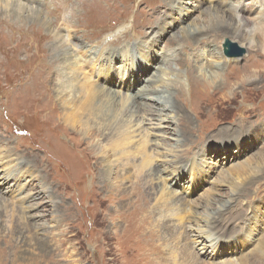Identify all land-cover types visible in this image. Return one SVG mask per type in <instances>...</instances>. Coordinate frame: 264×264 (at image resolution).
<instances>
[{"label": "rangeland", "instance_id": "374dc122", "mask_svg": "<svg viewBox=\"0 0 264 264\" xmlns=\"http://www.w3.org/2000/svg\"><path fill=\"white\" fill-rule=\"evenodd\" d=\"M61 1L45 0L47 5L43 9L32 7L44 11L41 13L48 18L50 27L56 33H62L63 26H70L72 30L77 27L76 31L79 29L85 35L83 42H99L100 46L110 45L105 43L113 39L128 40L120 49L131 50L133 59L129 61L128 58L127 66L118 70L119 78L113 77L109 83L105 82V76L95 80L112 92L117 91L119 80L123 78L128 85L123 94L132 97L145 85L142 79L158 75V64L145 65L141 55L176 50L181 42L173 37L179 34V28L202 23L203 11L213 6L216 0H179L177 5L175 0H169L176 5L172 9L163 6L165 0H107L105 3L90 0V5L83 2V7H78V13L76 9L61 11L57 8ZM260 1L243 5L245 9L252 6L258 8ZM109 5L113 6L112 12L119 16L121 10L130 12L127 20L124 23L118 21L117 14L113 16L108 10ZM256 8L254 12L261 10ZM110 17L114 21L113 27L110 26L112 29L102 36L98 35L100 23ZM20 21L23 20L16 21L14 17L0 15V153L8 152V159L12 160L11 171L21 168V180L31 179L32 182L29 186L23 181L16 184L10 182L9 190V185L1 186L0 183V264H193L191 259L194 256L199 263L205 264H240L241 259V264L264 262V256L255 252L257 244L264 242L258 237L264 236L263 227L256 225L258 231H254L255 224L252 222L241 224L235 221L230 227L236 233L230 232L227 236L221 234L224 227L218 226L216 231L211 232L214 235L212 243L211 239H206L207 236L196 243L188 230V227L204 229L203 220L210 222L218 207L232 202L235 189L219 182L225 171L245 163H255V166L259 163L264 169V52L254 49L247 53L236 42L224 39L221 43V39H212L210 31H207L210 35L207 50L216 51L221 43L223 53L221 60L215 57L207 61L217 65L225 57L236 59L233 67L225 66L219 71L213 69L225 77V85L222 89L208 88L203 92L206 87L202 84L198 86L203 83L204 77H201L197 79L194 90L186 91V100L181 98L176 101L184 108L182 114L169 116H175L173 128L182 134L181 141L177 143L166 134V139L162 141L158 135L162 136L165 129H152L151 122L146 117L142 118L147 147L153 148L158 142L163 144L159 154L152 155L150 167L143 170L146 173L149 169H158L154 177L158 178L150 182L152 187L155 184L156 189L148 190L144 184L141 187L134 185L132 173L137 169L131 168L127 169L129 174L117 190L109 183L106 186L100 177H95L97 168L94 171L88 145L94 146L98 139L87 144L77 129L72 130L64 123L61 113H57L56 94L52 92L50 83L52 76L57 74L54 67L60 60L56 55V39L43 29L40 33L36 32L37 29L32 31L30 25L35 24H29L28 20ZM58 22L60 25H57ZM89 28L90 33H85V29ZM24 29L26 34L22 35ZM122 35L126 36L122 39ZM86 38L90 39L86 41ZM226 42L231 45V55L223 52ZM188 44L185 46L194 47V44ZM201 50L199 48L194 53L200 55ZM188 55L191 57L192 53ZM245 56L247 60H244ZM206 65H203L204 71H210ZM115 66L117 61L111 65L112 68ZM189 68L190 65H184L178 72L182 78H175V87L182 83L184 88H190L198 75H191L187 82L186 77L191 74ZM247 73L248 83H243L242 77ZM172 74H165L162 78L165 82L170 81ZM147 85L151 84L148 82ZM221 129H225V134L231 130L243 132L232 140L227 139L229 141L223 147L217 139V131ZM191 164L196 169L194 173L189 171ZM163 169L166 170L160 173ZM8 171V168L3 169L5 174ZM21 185L25 189L22 190ZM162 186L167 192L162 198H169L167 203L171 201L175 204L168 209L159 197ZM135 188L142 189L139 190L141 195L147 191V200L143 205ZM41 190H45L39 201L44 203L42 207L28 209L34 203L30 197ZM247 190L244 199L236 202V206L241 203V208L248 213L256 207L260 213L264 212V178ZM27 193L31 196L20 201ZM168 193L170 195L166 196ZM206 196L213 200V206L207 207L204 213L202 202ZM178 206L184 208L182 211H190L179 213L176 217ZM4 209L8 211L2 215ZM35 214L39 216L34 218ZM142 215L148 216L147 219H141ZM140 219L145 224H141ZM245 237L251 240L247 241V248L239 244ZM251 256L256 258L250 262L246 260Z\"/></svg>", "mask_w": 264, "mask_h": 264}, {"label": "bare ground", "instance_id": "6f19581e", "mask_svg": "<svg viewBox=\"0 0 264 264\" xmlns=\"http://www.w3.org/2000/svg\"><path fill=\"white\" fill-rule=\"evenodd\" d=\"M89 1L90 0H62L57 5V8H59L61 11L76 9V13H78L80 11L78 7H83V2L87 3V5H90L92 2ZM95 1L99 3L107 2V0ZM178 2L179 0H177V3L175 0L174 4L177 5ZM249 2H251V4L249 5H252L256 2V0H216L213 6L209 7L206 11H203L204 17L203 19H201L202 23L184 27L181 26L182 28H179L181 30L179 34L174 37L172 36L178 41V43L179 41L181 42V45H178V48L176 50L172 52H170V49L169 51L164 50L161 54L156 53V55L142 54L141 60L145 65H153L155 62L158 64V66L156 67L158 75L154 74L149 78L147 77L148 79H142V81L144 80L143 82H145V85L142 86L137 91L136 95L132 97L123 94V90H125L128 86L125 85L123 78L119 80L117 91L112 92H108L104 87L101 86V84L99 85L97 82L102 76H105V82L107 83L112 81L113 77L119 78L120 71L118 70H122L125 65L128 64V58L129 61H132L133 55L131 53V50L128 51V49H120V46L124 42L128 41L127 39H123L126 35H122L121 38L123 40L121 41H119L118 39H113L108 43H105L110 45L100 46L99 42L98 44L89 42L90 38H86V41L89 40L88 42H83L85 35L81 34L79 32V29L76 31L77 27L75 28V30H72L70 26H63L60 31L62 33H56L55 30L50 27L51 22L48 21V18L44 14H42L44 13V11L37 10L38 8L43 9L47 5L45 4V0H0V15L4 14L5 17H14L16 21L23 20L22 22H26V20H28L29 24L39 25L38 27L35 25H30L32 31H35L37 29L36 32L40 33L43 32L41 31L43 29L49 34L52 33L54 38L56 39V55L60 58V60L58 59L59 63L54 67L57 74L55 75V77L52 76V78L50 79V83L52 86V92L56 94L54 98L55 100L57 99V113H61V116L64 119V123L69 127H72V130L74 129L76 131L77 129L79 135H81L85 139L84 141H86L87 144L90 140L98 139L94 146L91 147L90 145H88L89 154L91 155L92 159L91 163L94 165L93 167H95L94 171L97 168L95 177H100V179L105 182L106 186L109 183L113 188H116L118 190L121 186L123 178L126 179L129 174L127 173V169L130 170L131 168H136L137 170H134V173H132V176L135 177V181L133 182V184L137 185L138 187H141V185L144 184V186L147 185L148 190H152L156 189V186L153 183L154 187H152V184H150V182H154L158 178H154L157 174L156 172L158 171V169L152 168L149 169L146 173H144L143 170L145 171L150 167V165L152 164L153 156H157L159 154L158 150H162L161 147H163V144L161 142H155L156 144L153 148L147 147L148 140L145 136V133L143 134L142 132V118L144 120V118L146 117L147 121L151 122L152 129H165V132L162 133V136L158 135V137L161 138L162 141H164V139H166V136H168L169 138H171L170 140L173 139L176 143L179 142L182 134H179V132L173 128V126H175L174 118L175 116H178V114H182L184 108L177 105L176 101H180L181 98H183V100H186V91L188 93V90H194L197 85V79H200L201 77H204V80L203 83L200 82L198 86H201L202 84L206 87L203 88L204 91L202 89L203 92H205V90H207L208 88L217 89L223 87L225 85H223L225 77L220 75L217 71H213V69L218 71L220 69L224 70L225 66H229L230 68L233 67L234 64H236V59L233 60L226 57L224 58V61L222 63H216L217 65L211 63L210 61H207L208 58L210 60L215 57L221 60V58L223 57L221 48L222 41L226 39L231 40L232 42H236L242 48H244L247 53H250L249 50L254 51V49H258L257 52H264V8H262L264 3L261 0L260 2H258L259 4H261V6H259L258 8L252 6L249 9H245V6L243 4ZM176 5H172L169 0H165L163 6L167 7L168 9H172L176 8ZM85 6L86 5H84V7ZM32 7H37V9ZM112 7L113 6L111 5L107 6L108 10L114 16V14L117 13L112 12ZM255 8L261 10L254 12ZM123 11L124 10H121L120 16L119 14L115 16L116 19L122 23L127 20V17L130 13H125ZM251 14H253V16ZM80 16L81 14L78 16V19ZM112 17H110L109 20L100 23V31L97 32L98 35L102 36L112 29L114 24ZM67 18L71 20L74 19L72 17ZM198 20L200 21V18ZM25 24L27 25V23ZM57 25H60V23L58 22ZM110 26L112 27L110 28ZM13 28L14 30L16 29L14 25ZM90 31V28L85 29V33L87 34L90 33ZM207 31L211 32H209V34H211L212 39H221L220 47L216 51H210L206 48L210 42L208 37L210 35L207 33ZM226 33H228L231 37L229 35H226ZM24 34H26L25 29L22 30V35ZM54 38L53 40H55ZM188 43H190L191 45L194 44V47L185 46L189 45ZM148 47L150 51L151 44H149ZM199 48L202 49V54L197 55L194 53V51ZM189 52L192 53L191 57H189L188 55ZM246 56L244 60H247ZM116 61L117 66L112 68L111 65H113ZM161 62L163 63V65ZM204 63L207 64L206 69L209 68L210 71H204ZM184 65L191 66V68L188 69L191 71V74L187 77L185 76L187 78V82L189 81L191 75H195V73L198 75L196 76L192 85L190 84V88L188 89L184 88V85L182 83H179V86L177 87H175V85L173 84L175 78H182L178 72L182 71ZM114 70H117V72H115ZM165 74H172L173 78L170 79V81L168 80L167 82H165L162 78V76ZM247 75L248 73L242 77L243 83H248ZM95 78H97V81L95 80ZM148 82L151 85H147ZM175 98L176 100L173 101ZM185 103L187 102H184L183 104ZM192 103L194 104V102ZM248 110H251V108H249ZM173 113H175L176 115ZM170 115L175 116H172V118H170ZM185 116L186 113H184L183 118H185ZM147 126H149V124ZM224 132L225 129L217 131V139L220 142H218V144L222 146L223 144L227 143V141H229L232 137V139L236 138L238 134L243 131L231 130L228 132V134H225ZM68 148H70V146H68ZM155 151L157 153H155ZM11 162L12 160L8 159V152L0 153V167H2V170H0L1 186L9 185L7 188L9 190V187H11L10 182L16 184L18 181H23L26 186L27 184L29 186L32 180H21L23 179V172H21L20 170L21 168L11 171L13 169L11 168ZM191 165L192 167L189 169V171L190 173H194L196 169H194L195 167L193 166V164ZM261 166L262 164L259 163H257L256 166L255 163H245L240 167L235 166L225 171L224 177L219 182L235 189L233 190L234 198L230 200L233 203L228 202L227 204L218 207L217 212L211 218L210 222H208L206 219L203 220L204 229L197 227V229L193 230L192 227H188V230L190 231L189 233L193 235L196 243H199L197 241L200 239L203 240L206 236V239H211L210 243H212V237L214 235L211 232L216 231L218 226L224 227L221 233L223 236H227V234H230V232H232L233 234L236 233V230H233L232 227H230L231 225L233 226V223L235 221L237 223L240 222L241 224L245 223V221H247L248 223L252 222L253 224H255L254 231L257 230L256 225L261 228L263 227L264 231V212L260 213L259 209L256 207L253 212L250 211L248 213L246 212V210L241 208V203L236 206V202H241V200L244 199L243 197L245 196V194H247L248 187L251 188L257 181H260L261 178H264V169H261ZM4 168H8V174L3 173ZM165 170L166 169H163L162 171H160V173L164 172ZM162 187V189L160 188L161 195L159 197H161V200L165 201L164 204H167V209L168 207H173L175 204H172L171 201L170 203H167V200H169V198H162V196L164 197V194L167 193L165 190V186ZM21 188L23 190L25 189V186L21 185ZM139 190L135 188L138 198L143 205V203H145L144 200H147V191H143V195H141ZM44 191L45 190L34 192L32 197H30L31 194L27 193L26 197L20 199V201L23 202L30 197V200L32 199L31 202L34 203H31L30 206H28V209H37L39 208V206L42 207L44 203L39 201L42 199L43 194L45 193ZM169 195L170 193H168L166 196ZM212 202L213 200L206 196L205 200L202 202L204 213L206 212L207 207L213 206ZM232 204L235 205L233 206ZM183 209L184 208H182L181 206H178L176 208V217L179 213L183 214L185 211H190V209L182 211ZM137 210H140V208H138ZM155 210L158 211L159 208L156 207ZM7 211L8 210L4 209L3 211H1V214L4 215V213L6 214ZM191 213L192 215L194 214V212ZM143 215L141 219H147L148 216L143 217ZM38 216V214H35L33 217L36 218ZM192 222H194V220H192ZM141 224L145 223L141 220ZM254 231L252 232V235ZM259 232L258 234L261 233ZM183 233H185L186 235L185 229ZM258 237L262 238L261 241L264 240L263 235ZM247 241L249 240L247 239V237H245L241 242H239V244L243 245L244 248H247L251 240L248 243ZM213 245L214 244H211V246ZM255 252L260 254V256H264V242L257 244ZM254 258L256 257L251 256V259L247 258L246 260H249L250 262V260H253ZM191 260L193 264H205L203 262L199 263L198 258H196L195 256L192 257ZM242 260L243 259L239 261L240 264ZM256 263L264 264V262L261 261Z\"/></svg>", "mask_w": 264, "mask_h": 264}, {"label": "water", "instance_id": "95a60500", "mask_svg": "<svg viewBox=\"0 0 264 264\" xmlns=\"http://www.w3.org/2000/svg\"><path fill=\"white\" fill-rule=\"evenodd\" d=\"M231 45L228 43V42H226L225 43V45H224V52H225V54L226 55H231ZM238 56H239V54H237Z\"/></svg>", "mask_w": 264, "mask_h": 264}]
</instances>
